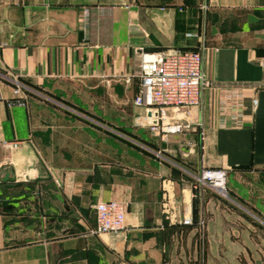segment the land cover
Masks as SVG:
<instances>
[{
	"label": "crops",
	"instance_id": "1",
	"mask_svg": "<svg viewBox=\"0 0 264 264\" xmlns=\"http://www.w3.org/2000/svg\"><path fill=\"white\" fill-rule=\"evenodd\" d=\"M199 46L214 86L142 125V54ZM231 85L244 123L220 127ZM202 167L228 170L229 198L193 187ZM110 199L125 227L96 233ZM257 227L264 0H0V264H176L185 245L235 264Z\"/></svg>",
	"mask_w": 264,
	"mask_h": 264
},
{
	"label": "built area",
	"instance_id": "2",
	"mask_svg": "<svg viewBox=\"0 0 264 264\" xmlns=\"http://www.w3.org/2000/svg\"><path fill=\"white\" fill-rule=\"evenodd\" d=\"M204 47L197 49L159 50L144 52L141 58L140 76L142 89L135 98V103L144 106L150 113L148 118L140 123L153 130L158 129L160 112L171 106L199 105L205 90L214 86L207 77L204 68ZM129 80V79H128ZM14 93L19 95L20 88ZM20 96V95H19ZM20 98V97H19ZM243 98L240 86H228L220 97L218 125L220 127H240L243 125ZM23 104L25 101L17 99ZM178 125L171 127L174 131ZM6 145L10 143L5 142ZM13 146L17 143L13 142ZM228 170L223 167H202L195 176L193 187L196 189L208 187L220 196L229 198L227 188ZM126 205L124 202L110 199L96 204V228L94 232H117L125 227ZM191 218H184V224H190Z\"/></svg>",
	"mask_w": 264,
	"mask_h": 264
},
{
	"label": "rangeland",
	"instance_id": "3",
	"mask_svg": "<svg viewBox=\"0 0 264 264\" xmlns=\"http://www.w3.org/2000/svg\"><path fill=\"white\" fill-rule=\"evenodd\" d=\"M257 230H260L261 233L258 235L256 234L255 237L252 238L251 242L249 243L252 252L250 253L251 254L250 257L245 258V256L242 255L235 260V264H264V227L263 228L260 227V229L257 227ZM242 246H247V244L243 243ZM184 249L185 251L181 253L182 257L180 256V253H178L179 257L176 260L177 261L176 264H201L200 259L194 257L193 254H190L189 251H191V249L189 250L186 249V245L184 246ZM213 262L215 264V260ZM226 262H227L226 264H232L229 263L228 260H226Z\"/></svg>",
	"mask_w": 264,
	"mask_h": 264
},
{
	"label": "trees",
	"instance_id": "4",
	"mask_svg": "<svg viewBox=\"0 0 264 264\" xmlns=\"http://www.w3.org/2000/svg\"><path fill=\"white\" fill-rule=\"evenodd\" d=\"M198 47H196V48H193V49H197Z\"/></svg>",
	"mask_w": 264,
	"mask_h": 264
}]
</instances>
